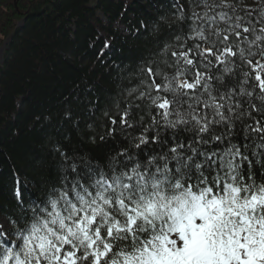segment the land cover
I'll use <instances>...</instances> for the list:
<instances>
[{"label": "snow or ice", "instance_id": "obj_1", "mask_svg": "<svg viewBox=\"0 0 264 264\" xmlns=\"http://www.w3.org/2000/svg\"><path fill=\"white\" fill-rule=\"evenodd\" d=\"M172 7L177 34L103 112L125 146H56L41 198L16 177L0 264H264V0Z\"/></svg>", "mask_w": 264, "mask_h": 264}, {"label": "trees", "instance_id": "obj_2", "mask_svg": "<svg viewBox=\"0 0 264 264\" xmlns=\"http://www.w3.org/2000/svg\"><path fill=\"white\" fill-rule=\"evenodd\" d=\"M13 2L0 0V47L8 41L0 63V219L7 227L21 216L15 178L41 198L57 178L56 146L100 161L125 146L119 136L100 139L110 126L103 112L111 114L140 66L177 34L172 0Z\"/></svg>", "mask_w": 264, "mask_h": 264}, {"label": "rangeland", "instance_id": "obj_3", "mask_svg": "<svg viewBox=\"0 0 264 264\" xmlns=\"http://www.w3.org/2000/svg\"><path fill=\"white\" fill-rule=\"evenodd\" d=\"M251 2L252 0H245V3H251ZM7 44H8V41H5L0 47V63L5 57V50L7 49ZM0 224H3V226L7 227L6 223L1 219H0Z\"/></svg>", "mask_w": 264, "mask_h": 264}, {"label": "water", "instance_id": "obj_4", "mask_svg": "<svg viewBox=\"0 0 264 264\" xmlns=\"http://www.w3.org/2000/svg\"><path fill=\"white\" fill-rule=\"evenodd\" d=\"M15 2H16V0H14V2H13L14 6H15Z\"/></svg>", "mask_w": 264, "mask_h": 264}]
</instances>
